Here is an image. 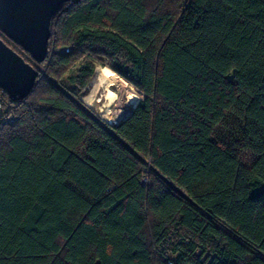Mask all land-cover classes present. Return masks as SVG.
Wrapping results in <instances>:
<instances>
[{
  "label": "trees",
  "instance_id": "trees-1",
  "mask_svg": "<svg viewBox=\"0 0 264 264\" xmlns=\"http://www.w3.org/2000/svg\"><path fill=\"white\" fill-rule=\"evenodd\" d=\"M23 54L0 264H264V0H76ZM100 67L143 97L115 126L81 100Z\"/></svg>",
  "mask_w": 264,
  "mask_h": 264
},
{
  "label": "water",
  "instance_id": "water-1",
  "mask_svg": "<svg viewBox=\"0 0 264 264\" xmlns=\"http://www.w3.org/2000/svg\"><path fill=\"white\" fill-rule=\"evenodd\" d=\"M76 0H0V35L29 54L37 65L49 54L52 19L61 7ZM0 36V91L11 100L26 99L38 71Z\"/></svg>",
  "mask_w": 264,
  "mask_h": 264
},
{
  "label": "rangeland",
  "instance_id": "rangeland-1",
  "mask_svg": "<svg viewBox=\"0 0 264 264\" xmlns=\"http://www.w3.org/2000/svg\"><path fill=\"white\" fill-rule=\"evenodd\" d=\"M7 44L21 56L24 55L23 54L24 51L21 48L15 46L9 41H7ZM97 70L102 73L103 79L104 81H106L110 89H113L115 86L121 88L118 101L115 102L112 107L109 106L108 104L109 101H104L103 103L94 101L93 104L90 107H88L83 100H85L84 98L88 97L90 94L89 87L86 96H82L81 100L82 103L86 105L89 109H91L103 122L115 126V122H117L118 118H120L118 122L120 124L122 121L127 119L130 116L131 112L134 110V108L132 109V107L129 106V98L132 95H136L138 101L140 102L142 100V96L139 94L136 88L131 86L127 81H125L115 72L111 71L109 68L100 67ZM75 72L76 69H74L70 74L74 75ZM104 105L106 106L107 113H106V109L103 107ZM103 116L105 117V120ZM107 117L113 118L112 123L106 120ZM118 123L116 124L118 125Z\"/></svg>",
  "mask_w": 264,
  "mask_h": 264
},
{
  "label": "bare ground",
  "instance_id": "bare-ground-1",
  "mask_svg": "<svg viewBox=\"0 0 264 264\" xmlns=\"http://www.w3.org/2000/svg\"><path fill=\"white\" fill-rule=\"evenodd\" d=\"M89 88H90V94L88 97L84 98L85 100H83L88 107H90L94 101L100 103H103L104 101H109L108 104L110 107H112L113 104L118 101L119 93L121 91V88H118L116 86L113 89H110L106 81H104L102 73L100 71L95 72L94 77L89 85ZM138 103L139 101L136 95H132L129 98V106H131L132 109L135 108L138 105ZM103 107L106 109L105 105ZM106 113H107V109H106ZM103 118L105 120L104 116ZM112 119L113 118L111 117L106 118V120L110 123H112ZM119 119L120 118L117 119L115 125H117L116 123L119 122Z\"/></svg>",
  "mask_w": 264,
  "mask_h": 264
},
{
  "label": "built area",
  "instance_id": "built-area-1",
  "mask_svg": "<svg viewBox=\"0 0 264 264\" xmlns=\"http://www.w3.org/2000/svg\"><path fill=\"white\" fill-rule=\"evenodd\" d=\"M6 93L0 91V128H2L3 126H5L6 124H11L13 122V117L9 114H4V110H7L8 107L5 104V100L3 95H5ZM7 95V94H6ZM143 99V97H142ZM148 167L146 168L145 172H150L151 170V162L148 161ZM142 183L145 185L147 184V179L144 178L142 180Z\"/></svg>",
  "mask_w": 264,
  "mask_h": 264
}]
</instances>
